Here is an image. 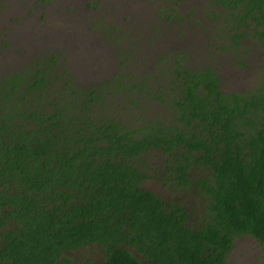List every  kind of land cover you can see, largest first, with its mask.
I'll use <instances>...</instances> for the list:
<instances>
[{
    "label": "trees",
    "instance_id": "1",
    "mask_svg": "<svg viewBox=\"0 0 264 264\" xmlns=\"http://www.w3.org/2000/svg\"><path fill=\"white\" fill-rule=\"evenodd\" d=\"M10 2L0 0V16ZM162 9L159 18L178 15ZM206 10L222 41L209 37L204 50L228 54L247 40L261 50L249 90L222 91L214 64L189 72L183 52L160 70L167 92L129 79L81 87L61 53L0 76V264H73L68 254L90 245L104 264H232L234 240L246 237L264 264V0H210ZM206 19L202 34L216 26ZM153 96L169 123L145 117ZM132 110L136 119L120 118ZM154 150L176 152L164 163L205 206L204 221L187 226L181 203L142 188L163 181L149 176Z\"/></svg>",
    "mask_w": 264,
    "mask_h": 264
},
{
    "label": "rangeland",
    "instance_id": "2",
    "mask_svg": "<svg viewBox=\"0 0 264 264\" xmlns=\"http://www.w3.org/2000/svg\"><path fill=\"white\" fill-rule=\"evenodd\" d=\"M209 1L11 0L0 16V76L27 69L34 58L61 53L66 59V68L81 87L111 79L123 82L129 79L142 82L148 91L149 86L155 85L151 83L160 76V70L169 69L171 58L183 52L182 57H193L194 65L197 58L200 61L211 58L217 65L216 70L220 71L225 90H249L254 86V71L262 60L261 50L249 52L253 42L247 40L242 42L240 49H229L228 54L219 52L221 56L206 57L212 54L204 50L208 38L215 47L222 41L217 31L219 21L215 22L213 32L202 34L199 31L211 27L206 19ZM160 8H165L167 15L175 8L181 21L171 19L166 22L163 17H156ZM162 56L169 57L160 63ZM241 60L243 67L237 63ZM117 61H122V66ZM233 64H236V74L229 70ZM247 68L250 71H246ZM158 104L150 99L145 107L146 118L158 117ZM139 111H127L120 118L136 119ZM164 160L162 154H154L149 163L158 173ZM154 182V179L147 181L146 187H156ZM165 195L173 198L175 193L165 192ZM174 199L191 201L195 207L199 205L191 195ZM194 215L191 213V217ZM258 251V244L252 239H235L227 262L256 264Z\"/></svg>",
    "mask_w": 264,
    "mask_h": 264
},
{
    "label": "flooded vegetation",
    "instance_id": "3",
    "mask_svg": "<svg viewBox=\"0 0 264 264\" xmlns=\"http://www.w3.org/2000/svg\"><path fill=\"white\" fill-rule=\"evenodd\" d=\"M207 14H208V19L209 20H213L212 17L215 18L214 15L212 16L211 11L208 12ZM156 17H157V15H156ZM166 17H167V14L165 15V18ZM171 19L177 20L178 18L177 17L176 18H170L168 20L166 18L164 20L169 21ZM213 21L216 22V19L213 20ZM212 50H214L216 53H219L221 51L220 49L216 50V48L210 49L209 51L211 52ZM206 51H204V52H206ZM205 56L206 57H210L212 55H205ZM182 58L184 59L183 64L184 65L187 64L192 69L189 72H195V71L201 72L202 70H196V68H200L202 65L203 66H205V65L208 66V65L214 64L213 61H211L212 60L211 58H208V59L207 58H203V61H200L197 58L195 60V64L196 65H194L192 63L193 60L185 61L186 58H184V57H182ZM183 59H181V60H183ZM172 61H173V63H172ZM117 62L119 64V66H122V61H117ZM174 62H175L174 58H171V66L174 64ZM198 63H199V65H198ZM214 66L217 69V65L214 64ZM229 70H231V69L229 68ZM216 71L217 72L213 71L214 72V76L216 78H219L220 75H221L220 71L219 70H216ZM231 71H233V73L236 74V72L234 70H231ZM166 74H167V72H166ZM169 75L174 79V81L176 80L173 70L171 72H169ZM101 83L102 82H99V84H101ZM104 83H107V81L104 82ZM153 83L155 84L154 87H152L153 89H155V90L160 89L159 91H162V92L166 91L167 92V89H168V85L167 84H169V80L167 78L159 76L158 77V81L154 80ZM218 83L221 86V90L223 91L224 88H223V78H222V76L219 78V82ZM228 92H233V91H228ZM237 93H239V92H237ZM151 100H153L157 104L159 103L157 101V98H155V97L152 98ZM158 105H160V104H158ZM156 113H157L158 117L157 118L156 117L153 118V120L159 121V118H162V121H161L162 124H167V123L170 122V114L166 110L163 112V108H162L161 105H160V108L158 107V111H156ZM151 154H162V156L165 158L164 162H166L168 157L163 155V154H176V152L165 153L164 151L154 150ZM169 168H170V166H168L165 163H163L162 166H159L158 173H157V170H154V169L151 168L150 175H149V173H148V175L149 176H153V177H154V175L163 176V181H159L158 182L157 179H154L155 180V182H154L155 184L154 185L156 187H154L152 185V189H148L146 187L147 186L146 182L149 181V180H152V179H148V180L144 181L142 188H144L147 191L152 192L155 196H157L165 204L174 203L176 205H179L181 203L180 206L188 214L186 225L187 226L188 225L195 226V225H197L198 223L201 222L200 220L204 221L205 216H206L205 206L204 205L201 206L200 203H199L198 207H195V206L191 205V201L185 202L183 200L181 201V200H175L174 199L175 197L185 196V195H188V194L186 193L185 189H181V188L177 187L176 183L172 180L173 174L169 170ZM165 192H168V193L173 192V193H175V195L173 196V198H171V197L165 195ZM191 213L195 214V215L193 217H191ZM68 256L72 260L73 264H104V262H105L104 253H102L100 248H98L97 246H93V245L87 246L85 248H80L79 250H74L73 252H70L68 254ZM134 256H135V254H134ZM137 257H138V259L141 258L139 256H137Z\"/></svg>",
    "mask_w": 264,
    "mask_h": 264
}]
</instances>
